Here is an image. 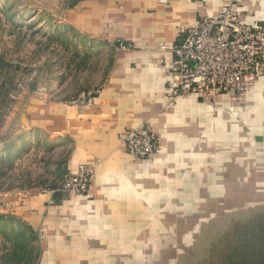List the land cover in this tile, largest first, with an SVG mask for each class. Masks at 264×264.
<instances>
[{"label":"crops","instance_id":"crops-1","mask_svg":"<svg viewBox=\"0 0 264 264\" xmlns=\"http://www.w3.org/2000/svg\"><path fill=\"white\" fill-rule=\"evenodd\" d=\"M229 1L99 2L98 33H109L118 50L106 82L72 106L34 101L41 122L74 140L67 168L75 172L86 164L93 170L87 195L48 192L40 196L33 213L37 224L50 226L51 256L67 258L59 264H113V258L133 264L143 243L153 237L154 226L170 223L165 210L173 209L178 218L177 210L200 208L205 200L212 205L220 191L219 157L242 160L246 169L251 164L246 161L264 160L251 147L260 141L250 138V131L243 132L248 136L232 138L230 152L224 151L219 130L238 127L226 115V96L170 97L166 61L180 29L217 13ZM233 1L249 11V23L263 24L259 17L264 16V0ZM120 42L131 47L122 49ZM160 43L166 49H160ZM257 95V103L249 100L243 107L230 109H241L248 127L261 130L264 89ZM255 104L257 111H251ZM144 122L158 135L161 149L153 159L134 160L123 145V135ZM220 152L228 154L220 156ZM251 175L263 176L264 164ZM122 260L117 263L125 264Z\"/></svg>","mask_w":264,"mask_h":264},{"label":"rangeland","instance_id":"rangeland-1","mask_svg":"<svg viewBox=\"0 0 264 264\" xmlns=\"http://www.w3.org/2000/svg\"><path fill=\"white\" fill-rule=\"evenodd\" d=\"M101 1L0 0V264L67 259L51 256L50 226L37 224L33 213L40 196L58 190L70 171L74 140L41 122L34 101L72 106L106 82L118 50L109 33H98ZM260 89L264 73L226 96V115L238 127L219 130L220 140H230L221 141L224 151L232 138L249 134L260 141L251 147L264 159V129L249 128L241 109H230L257 103ZM252 159L246 169L242 160L219 157L220 191L212 205L205 200L200 208L177 210L178 218L165 210L170 223L154 226L133 264H264V175L249 176L264 160Z\"/></svg>","mask_w":264,"mask_h":264},{"label":"built area","instance_id":"built-area-1","mask_svg":"<svg viewBox=\"0 0 264 264\" xmlns=\"http://www.w3.org/2000/svg\"><path fill=\"white\" fill-rule=\"evenodd\" d=\"M248 14L232 0L217 13L204 15L180 29L166 61L172 85L170 97L233 96L248 80L264 73V26L258 21L249 23ZM129 47L131 44L120 42V48ZM122 142L135 160L153 159L161 149L159 137L148 122L126 130ZM92 178V169L80 164L77 171L63 174L57 189L87 195Z\"/></svg>","mask_w":264,"mask_h":264}]
</instances>
